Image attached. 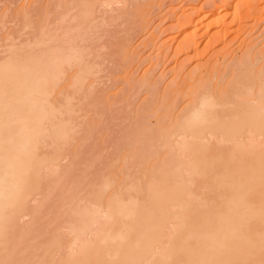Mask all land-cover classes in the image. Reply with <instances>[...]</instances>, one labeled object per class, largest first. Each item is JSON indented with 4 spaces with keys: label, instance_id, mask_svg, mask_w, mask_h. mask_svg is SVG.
I'll list each match as a JSON object with an SVG mask.
<instances>
[{
    "label": "rangeland",
    "instance_id": "obj_1",
    "mask_svg": "<svg viewBox=\"0 0 264 264\" xmlns=\"http://www.w3.org/2000/svg\"><path fill=\"white\" fill-rule=\"evenodd\" d=\"M57 53L62 54L64 59L66 57V61L58 71L50 73L46 82L48 91L43 101L42 95L35 94L41 98L40 109L41 112L44 111L46 119L42 120H45L44 124L41 122V129L45 131L40 132L38 139L33 138V145L36 147L30 154L37 151L35 157L40 156L39 159L42 157L46 161H41L45 162L40 163L41 166L36 165L38 169L35 166V171L31 169L33 172L29 176L39 182L24 201L26 203L23 202L25 206L22 202H16V205L14 203V207L9 205L0 218V226L7 228L0 236V264H60L65 255L76 250L78 243L83 241L82 237L84 240L94 239L93 232V236H90L89 232L80 234L81 232L70 230L84 215V212L80 214L81 211H87L90 215L95 213L96 217L100 214L97 218L102 216L101 219L94 217V227L98 228L104 225L106 218L103 210L110 200L116 199L119 208L146 207L148 200L150 201L149 194L153 191L151 189L157 190L161 185L174 187L179 191L185 190L180 191L182 194L180 193L177 203L174 201L175 205L173 202H170V207L167 204L166 211H171V214L169 212L163 222L165 232H162L163 239L159 242L161 245L158 243V246H154L147 263L143 261L141 264H159L155 260L158 259L157 256L164 260L165 257L162 259L160 256L166 255V249L173 248V245L178 247L181 241L179 246L191 245L197 241V236H205L202 233L205 229L200 228L204 227L203 222V225L193 227L200 228L199 234V231L195 232L193 230L196 229L192 228L198 209L200 212L205 209L206 213H202L207 218L215 214L219 218L222 214L221 205V212H225V207L229 208L241 200V196L251 200V207L255 204L253 209L258 216H251L255 219V228L252 226L254 229L251 230L252 227H249L254 224L250 222L251 217L247 216L248 213L243 215L248 222L243 220L242 225L250 222L247 228L242 226L246 229V239L248 236L249 238L241 239L243 246L233 254L238 263L235 260L230 263L264 264V233H261L264 232V203H259L264 200V170L259 172V168L264 169V164H260L264 160V153L260 154L256 150V146L264 145V130L261 134H254L255 138L253 134L246 133V136H236L233 140H226L220 132L210 134L206 129L194 132L195 135L192 132L186 135L177 131L185 115L198 107L204 96L213 100L209 113L214 123L237 119L243 112L237 106L241 101L245 103L246 109L258 105L263 84H259V90L257 82H262L264 77V0H0V70L7 68L8 65L5 64L11 67L18 63L17 66L24 65L28 69L29 63L40 56H54ZM13 57L18 58L13 60ZM26 57L27 61L24 59ZM20 59H24L26 65ZM248 70L253 71L250 74ZM257 73H262L257 75L261 76L259 80L254 78ZM249 78L253 82L248 81ZM20 81L22 79L17 80L18 84ZM245 81H248L247 84ZM14 84H17L16 81ZM11 85H0V94L7 93L6 90ZM16 86L18 85L11 86L10 90H15ZM25 90L27 91L26 88ZM9 91L8 94L15 92ZM4 95H0V99L6 98ZM12 104L14 105H7L15 110L17 106ZM10 107L7 112L1 107V124L11 112ZM1 113L6 114L5 117L2 118ZM3 123L6 126L0 125L2 130L4 126L6 128L12 125L11 129H16L21 125L19 122H16L19 126L14 122ZM5 128L4 133L14 131ZM13 136L16 134L13 133ZM19 136L17 134L16 137ZM252 140L256 141L255 148L250 147L254 145ZM191 142L195 143V148L191 147L192 144L187 146L188 151L182 148ZM260 147L257 149L264 151V147ZM240 148L251 149L263 159L251 153L243 156L247 150L239 152ZM197 149L207 153L205 155L208 158L204 154L202 158ZM194 152L201 156L192 161L199 156ZM252 155L253 158L250 157ZM258 158L261 160L257 163ZM202 159H208L214 165L212 167L210 164V167L215 168L214 171L209 167V162L206 161L210 169L204 161L200 163ZM217 160L223 166L217 165ZM193 162L200 165L195 164L194 167L197 168L192 169ZM248 163L254 167H248ZM224 164L230 168L237 164L239 166H235L228 176L230 168L224 167ZM201 165H205L204 168ZM256 169L258 172L252 171ZM248 170L252 172L249 173L252 174L250 177L255 176L253 183L258 186L252 184L257 191L254 188L255 190H251L253 192L247 193L253 187L250 183L247 186L245 181H241L243 176L227 183V178L230 180L232 175L240 176L239 173L245 174ZM161 178L165 183H162ZM220 180L227 183V186L222 187L224 184ZM236 180L238 187L234 188L232 185H236ZM155 183L159 186H155ZM249 186L252 188L244 189ZM231 187L232 191L229 190ZM239 187H242L243 195ZM225 188H228V192ZM235 189L237 194L241 193L239 199L235 196L232 198L231 201L237 199L232 204L228 200L233 197ZM225 193L233 195L227 196ZM116 200L114 203H117ZM188 201L191 206L187 207ZM217 203L220 204V209ZM181 208L187 212L183 210L185 213L182 214ZM97 210L99 213L96 214ZM5 213L12 217L8 220ZM187 213L193 215H188L191 218L183 228L182 222ZM77 216L80 217L76 218ZM127 218L122 217L120 221L117 219V223L124 225L115 226L124 228L129 221ZM257 224L260 226L258 230ZM248 229L251 230L248 231L249 234ZM254 230L257 232L249 240L250 233ZM194 233L198 235L193 236ZM77 234L81 238L77 237L75 240ZM169 235L173 238L169 239ZM256 235L261 238H256ZM54 243L58 245H53ZM257 247L261 248L262 251L259 250L262 253Z\"/></svg>",
    "mask_w": 264,
    "mask_h": 264
},
{
    "label": "bare ground",
    "instance_id": "obj_2",
    "mask_svg": "<svg viewBox=\"0 0 264 264\" xmlns=\"http://www.w3.org/2000/svg\"><path fill=\"white\" fill-rule=\"evenodd\" d=\"M233 1H235V0H232V2ZM218 9H220V8H218ZM41 55H43V54H41ZM44 56H46V55H43V57L40 56V58L36 59V60H33V59H35V57L31 56L33 58L32 59L33 61H32V63L31 62L29 63L30 65H29V68L27 67L28 69H26L24 67V65H23V67L22 66H17L19 64L18 63L17 65H13V66L11 65V67H9V64H5V65H8L7 68L3 67L0 70V72H1L0 85L4 86V85L7 84V86H8V83L10 85L12 83L13 84V85H11L12 87H14V85H18V86L15 87V90H13V89L10 90L12 87L9 86L10 87V89H9L10 91L8 89L7 90L5 89L7 91V93H4L5 95L4 94H0L1 96L2 95L6 96V98L2 97L4 99H0L1 100L0 101V110H2L1 109V107H2L3 109H5L3 111L7 112L8 109H9L8 107H10L8 105L9 104L10 105H14L12 103H15V105L17 106V108H16L17 110L15 109L16 111L13 110L10 107L12 110H10L11 112H9L7 115L4 114V113H1V117L2 118L5 117V115H6V118H4L2 120V124H4L3 123L4 121H6L8 123L10 122V124H12L11 122H14V123L19 122V123H21V125L19 124L20 126L18 125V123L15 124V125L19 126V127H17L18 129L17 128L16 129L15 128L11 129L12 125L11 126L8 125L10 127V129L8 128V126L5 128L6 123L4 124L5 126L3 127V130H4V128L5 129H9V130H14V131H11V132L16 134V136H17V134H18V136L20 135L18 138L16 136L14 137L13 133H11L9 130H8L9 131L8 134L4 133L6 131L3 132V130H2V126L3 125L0 123V125H2L1 128H0V218L3 216L2 214L4 213L6 207H8L9 205H13V207H14V203L16 205V202H18L19 204L21 202L23 203L26 200V198L28 197V195L37 188V184H38L39 181L37 182L35 180H32V178L29 175H30V172H33V171H31V169L34 170V168L37 167L36 165H39L40 163H45V162H41V161L44 160V159L42 160V157H41V159H39L40 156L39 157H35L34 154H37V151H36V153L34 151L32 155L30 154V153H32V149L36 147V146L33 145V138L36 137V139H38L37 136H39L41 134L40 133L42 131L41 128H43L42 125H41V122H42V124H44L45 120L44 121H42V120L46 119V117L44 118V114H43L44 111L41 112L42 110L40 109V105H41L40 99L41 98L38 95L36 97L35 94L42 95L43 97H42L41 101H43V98H45V96L47 94V91H48V90L46 91V82L49 80L48 77L50 76V73L53 72V71H56V70L58 71V68L60 67V65H62V63H64V61H66V57L64 59L63 55L62 54L60 55L58 53L56 55H54V56H47V57H44ZM14 58H18V57H13V60H14ZM24 59L26 60L27 57L24 58ZM24 59H22V60L20 59V61L23 62V64H24V61H25ZM15 61L18 62L17 60H15ZM26 61H25V65H26ZM14 62H13V64H14ZM5 63H6V61H5ZM10 63H12V61H10ZM2 65H3V63H2ZM263 68H262V70H263ZM249 69H250V67H249ZM249 71L250 70H248V72ZM252 71H250V74L252 73ZM262 73H257L256 76H254V78L257 77V75L262 74ZM20 75H21V77L19 78ZM248 77H249V75H248ZM260 77L258 76L257 80H259ZM20 79H22V82L20 81L21 83L18 84L17 80L19 81ZM251 79H252V76H251ZM249 80H250V78L248 79V81ZM15 81H16L17 84H14ZM250 81L253 82V80H250ZM241 82H243V81H241ZM247 82H246V84H247ZM255 83L253 85H255ZM260 83L263 84V89L261 90V94H260V96L258 98L259 99L258 105H256L255 107H251L250 109H246L244 107V106H246L245 103H242V101H241V103L238 104L237 106L240 107L243 112H241L240 114L237 113V114L240 115L239 117L237 116L238 117L237 119H233V120H230V121H219V122L214 123L213 122L214 120L213 121L211 120L213 117L210 116V113H209L210 112L209 108H211L210 107L211 104L213 105V100H211V98L208 99V98H206L204 96L205 98L203 97V99H201L198 107H196L195 109L191 110L190 112H188V114L185 115V118L183 119V121L181 123H179V125H178L179 130L177 129V131L181 132L180 134H182V133L185 134L186 133V135H188L190 132H192L193 135H195L194 132H196V131L197 132H201V131L203 132L206 129V130L209 131L210 134H214L215 135V133H217V132L222 133V136L223 137L225 136L227 138L226 140H233V138L236 137V136H241V135H245L246 136V133H250L251 135L253 134L252 136H254V138H255L254 134H256V135L257 134H261L263 132V130H264V77H263V81L262 82H259V83L257 82V84L259 86L258 87L259 90H260V85H261ZM248 85H249V83H248ZM25 88L27 89V91L25 90ZM3 89H4V87H2V91H4ZM0 90H1V88H0ZM8 91L9 92L15 91V92H12L13 94H8ZM25 91H26V93H25ZM27 93L29 95H27ZM7 94H8V98H7ZM2 100H4V101H2ZM44 103H45V101H44ZM16 106H14V107H16ZM41 107H42V105H41ZM237 110H240V109L237 108ZM3 111H0V112H3ZM15 125H13V127H15ZM16 131H17V133H16ZM43 131H45V130H43ZM43 131H42V133H43ZM59 131H62V130H59ZM61 136H62V134H61ZM196 136H197V134H196ZM249 136L250 135L248 134L247 137H249ZM248 141H249V143L251 142L250 140H248ZM252 141L254 142V140H252ZM193 143L192 142L190 144L186 143L185 145H183L182 148L183 149H185V148L187 149V146L188 145L190 146L191 144H192L191 147L195 148V146H193ZM250 144L252 145L253 143H250ZM250 144H248V145H250ZM255 144H256V141L254 142V145L250 146V147L255 148ZM240 145L241 144H239V146ZM37 146H38V144H37ZM198 146H200V144ZM241 146H243V145H241ZM260 146L264 147L263 144L260 145ZM260 146H258V147H260ZM258 147L256 146L257 152H261L260 154H263L264 153V151L262 150L263 148L260 147V148H262V149H260L262 151H260L259 149H257ZM246 148L248 149V146ZM246 148H242L243 151L247 150ZM242 149L240 148L239 152ZM249 150H251V149H249ZM249 150H247V152L245 151L244 153L242 151L241 153H243V156H249L247 154L251 153V154H254V155L256 154V155H258L260 157L259 153H253L252 150H251V152ZM187 151H188V149H187ZM197 151L199 152V149H197ZM196 152H194V153L196 155H199ZM200 152H201V150H200ZM202 152L200 154H202V158H203V154L204 153H202ZM254 152H256V151H254ZM194 153H192L193 156H194ZM192 154H190V155H192ZM205 154H207V153H205ZM200 156L201 155L197 156L192 161L197 160ZM239 156H241V155H239ZM204 157H207V155H205ZM232 157H233V155L231 156V158ZM250 157L253 158L254 156L252 155ZM262 157L264 158L263 155H262ZM262 157H260V158H262ZM243 158L245 159V157H243ZM209 160H211V158ZM209 160L208 159H202V161L200 163H202L203 161H204V163H206V161H207V163L209 162L208 164H209V167H210L211 166L210 164H212V163H210ZM260 160L261 159L258 158V160L256 162L258 163ZM44 161H46V159ZM217 161H218L217 165H221L219 163V160H217ZM261 161H260V164H264L263 163L264 160L262 161V163H261ZM200 163L196 164L195 162H193V164H192L193 167L192 166H190V167H192V169L193 168H197L196 166L194 167V165L196 164L198 166V165H200ZM208 164H207V167H208ZM240 165H241V163H240ZM250 165L251 164L248 163V167ZM258 165L259 164H257V166ZM39 166H41V165H39ZM169 166H172V165L170 164ZM202 166L203 165H201V167ZM204 166L202 168H204ZM221 166H223V163H222ZM225 166H226V164H224V167ZM235 166H234V168H235ZM238 166H239V164H237L236 167H238ZM246 166L247 165H245V169H246ZM251 166L254 167V165H251ZM212 167H214V165ZM212 167H210V168H212ZM208 168L206 169V167H205L206 170H208ZM226 168H230V167L226 166ZM234 168L233 167L230 168L229 171L226 169L228 171V176H229V174H231V172H232L231 170L234 171ZM37 169H38V167H37ZM214 169L212 168L213 171H214ZM251 169L252 168L250 167L249 170H251ZM223 170H224V168H223ZM257 170L258 169L252 170V171L258 172ZM260 170H264V169L259 168V172H260ZM189 171H191V170H189ZM194 171L195 170H193V172ZM198 171H199V169H198ZM248 171H247V173H245L246 175L248 174V176H245L244 173H239V172H241V171H239L238 175H240V174L241 175L240 176L232 175L234 178H232V176L230 177V180L227 178V180H228L227 183H232L230 181H232V180H234L236 178H240V177L242 178V176H243L241 181H245L247 186L249 185L247 183H250V185H252V187H253V189H249V188H252L251 186L245 187L244 189L245 190H247V188L249 189L247 191V193L253 192L251 190H255L256 189L255 187H257L258 185L256 186L253 183V180L255 179V176H253V177L251 176L250 177V175H252V174L249 175V173H252V172H250V171L248 172ZM196 172H197V170H196ZM219 172H221V171H219ZM208 173H210V172L208 171ZM33 174L31 176H34ZM233 174H235V172H233ZM164 175H165V173H164ZM36 176H37V174H36ZM36 176L34 177V179H36L38 177V176L37 177ZM256 176H258V175H256ZM259 176H260V174H259ZM262 176H264V175L262 174ZM163 177H165V176H163ZM244 178H246V179H244ZM260 178L263 179V177H258V179H260ZM223 179H226V178H223ZM248 179L250 180L249 182L247 181ZM258 179L256 178V182L259 181ZM227 180H225V181H227ZM220 181H222V180H220ZM238 181H239V179H238ZM169 182H170V180L168 181V183ZM235 182H236L235 183L236 185H234V184L233 185L231 184V185L234 188H235V186L237 188L238 187V185H237L238 182H237V180ZM240 182H239V184H240ZM263 182H264V179H263ZM158 183H160V185H161V182H158ZM158 183H155L156 185L155 184L154 185L155 186H157V185L159 186ZM162 183H165L164 180L162 181ZM220 183L224 184L223 181L220 182ZM227 183H225L222 187H224L225 185L227 186ZM252 183L255 185V187L253 186ZM243 184L244 183H242L241 186H243ZM167 185H169V184H167ZM229 186H230V184H229ZM178 187H180V186H178ZM260 187H261V184H260ZM239 188L241 189L242 193L239 192L237 194L236 189H235L234 195L230 193L231 195H233V197H231V199H229L228 202L231 201L232 198H234V196H235V198L239 199L240 198V196H239L240 193L243 195L242 187H239ZM227 189L228 188H225V191H227ZM230 189L232 191V187L229 188V190ZM151 190H153V191H151ZM151 190H150L151 194H149L150 197H148V198H150V201L148 200L149 204H148V206L145 205L146 207H143V206L133 207V206H131L132 208H130V206L128 205L129 208L128 207L127 208L126 207L119 208L118 207L119 205L117 206L118 201L116 199H113V201L110 200L109 204H107V206L104 207V210L102 209L105 212L104 217L106 218V220L103 222L104 225L101 223L103 226L98 227V228L94 227V223H95V218H97L100 214L97 215V217H96L95 213L90 215V214L87 213V211L86 212L85 211H81V213H80V211L76 210V212L77 213L79 212L80 214H82L84 212V215L82 217H80V216L76 217V218L80 217L81 219L79 220L78 224L74 223L75 225H73V227H71L70 230H73V232H75V233H80L81 232L80 234L85 233V232H89V235L91 234L90 236L94 235V239L84 240L83 237H82L83 241H80L78 243L77 248H76V250L73 253H70L67 256L65 255V258H62V259L60 258L61 260H63V261L60 262V264H141L143 261H146L147 259H149L148 257L151 255V251H153L152 250L153 247L161 245V243H159V242L161 241V239H163L162 232L163 231L165 232V230H163V222H164V219L169 216L168 213L170 212V214H171V211H169V212L166 211V208H168L167 204L169 203V207H170V204L172 202H173L172 204H174V201H175V203H177L176 201L179 199L180 193L182 192V190H185V189H180V191H181L180 192L179 189H177V188H174V187L167 188L166 186H162L161 185V187H159V189L155 190V188H153ZM249 191H251V192H249ZM256 191H257V189H256ZM263 191H264V189H263ZM223 193L224 192H222V194ZM255 193H257V192H255ZM225 194H227V193H225ZM230 194H227V196L228 195L230 196ZM245 194H246V192L244 191V195ZM263 194H264V192H263ZM147 195H148V193H147ZM237 195L239 197H237ZM181 196H183V195H181ZM223 196H225V195H223ZM98 197H99V195H98ZM184 197H185V195H184ZM241 197H243L244 199L242 198L241 200H239L237 202H235V200H237V199H233V201H231V203L232 204H233V202H235V203L232 206H229V204H228L229 208L225 207L226 210L229 209L228 212H226V210H224L225 212H221V209L223 208V206L221 205V207H222L221 208L220 204L217 203L219 205L218 208L219 209L221 208L220 209V213H222V214L219 215V218H218V215H217L218 219L215 217L216 214L213 217L210 215L209 217H211V218H209V217L207 218L206 214H205V216H203L204 215L203 213H204L205 209L204 210L201 209V212H200V209L196 208V206H197L196 205L195 206V208H196L195 210H197V209L199 210V213L198 214L196 213L197 214L196 222L197 221L199 222L200 219L201 220H200L199 223H196L194 221V223H193L194 225L192 226V228L195 225H197V224H200L199 226L205 224L204 227H202V226L200 227V228H204L205 229V232H202V233L205 234V236H202V234H201V236H197L198 237V238L196 237L197 241H194V243H192L191 245H180L179 246V244L182 241L177 245L178 247H176V245L172 244L174 247L173 248L169 247L170 249H166V252L164 251L166 253V255L160 256L161 258L165 257L164 260H161L159 258V256H157L158 259L156 258L157 260H155V261H158L159 264H160V260L162 261L161 264H166V263L167 264H172V263L173 264L174 263L175 264H229L230 261L235 260L236 257L234 258L233 254L240 249L241 245L243 246V244H242L243 240L244 239L247 240L249 238V236H248L247 239H246V237H245L246 229L242 228V226H246V228H247L248 224H250V222L254 223L255 219H253L254 217L252 218L251 216H253V214H255V212H257V211H254V209H255L254 205L255 204L251 207V205H250L251 204L250 203L251 200L248 201V197H247V199H245L244 196H241ZM98 199H96L95 201L97 202ZM114 200H116L117 203H114ZM253 200H254V198H253ZM111 201H112V203H110ZM258 201H260V200H258ZM128 202H130V201H128ZM222 202H223V200H222ZM24 203H26V202H24ZM231 203H230V205H231ZM252 203H253V201H252ZM255 203H256V200H255ZM259 203H264V200H262V202H259ZM187 204H188V205H186L187 207L191 206V205H189V201H188ZM178 205L181 206L180 204H178ZM24 206H25V204H24ZM24 206H22L21 208H23ZM258 206H259V204H258ZM260 206H261V208H263L262 204ZM120 207H122V206H120ZM253 207H254V209H253ZM189 208H191V207H189ZM259 208L260 207H257V209H259ZM261 208H260V210H261ZM82 209L84 210V208H82ZM214 209H216V208H214ZM79 210H80V208H79ZM183 210L185 211V209H182V211ZM209 210H212V209H209ZM88 211H89V209H88ZM90 211H91V209H90ZM93 211H96V210H92V212ZM98 211L99 210H97L96 214L99 213ZM184 211H183V213L180 211V215H181V213L184 214L185 212H187V211H185V212ZM202 211H203V213H202ZM207 211H208V209H207ZM10 212H12V211H10ZM71 212H73V211H71ZM188 212L190 213L191 210L188 211ZM212 212H213V210H212ZM12 213L14 214L15 212H12ZM205 213H206V211H205ZM207 213L209 214V211ZM217 213L219 214V212H217ZM224 213L227 214V215H225ZM247 213H248L247 216L249 218L251 217L250 219H252V221H250V219H249V221H250L249 223H245L244 225H242L243 220H245V217L243 215H245ZM199 214H201V215L198 216ZM260 214L261 213H259V215ZM6 215H7V219L8 220H9V218L12 217L11 214H10L11 216L8 213ZM188 215H191V214L187 213L186 216H185L186 218L184 217V219H183V222H182V224H184L183 228H184V226L187 225V223L185 224V222H188L189 218H191ZM192 215H193V213H192ZM256 215L258 216V213L255 214V216ZM247 216H246V218H247ZM100 217H102V216H100ZM100 217L97 218V219L98 220L101 219ZM118 217H120V218L128 217L127 219H129V221L127 223V226H125L126 228L125 227L124 228H122V227L119 228V227L115 226L116 224L117 225L119 224V223H117V221L120 219V218L118 219ZM3 220H5V219H3ZM5 221H3V222H5ZM191 221L193 222V220H191ZM124 222H126V221H124ZM192 222H190V224ZM202 222H203V224H201ZM245 222H248L247 219L245 220ZM72 223H73V221H72ZM11 224H12V222H11ZM13 225H15V224H13ZM121 225L123 226L124 224H119V226H121ZM260 225L262 226V224H260ZM96 226H99V225L97 224ZM180 226L181 225H179V227ZM188 226L190 227L189 223H188ZM252 226L255 228V223L253 225H251L249 227V229ZM253 227L251 228V230L254 229ZM118 228L120 230L121 229H125V230L124 231H119ZM200 228L195 227L193 229H196V230H193V231H195V232L199 231L198 232V234H199L200 233V230H199ZM256 228H257L256 230H258L260 228V226L257 224ZM5 229H7V228L5 227ZM5 229H4L3 226L2 227L0 226V236H2L3 231ZM178 229L180 231L182 230L180 228H178ZM249 229L247 230L248 234H249V232H251V230L249 231ZM261 230H260V232H261ZM91 232H93V235H92ZM255 232H257V231H255V230L252 231L253 234L250 233V236L254 235ZM188 233H189V235L191 234L190 232H188ZM261 233L263 234L264 232L262 231ZM80 234H79V236L77 234V236L75 237V240H76L77 237L81 238ZM195 234H197V233H194L193 236ZM258 235H259V231H258ZM258 235H256L255 237L257 238ZM165 237H167V235ZM190 237H191V235H190ZM200 237H203V238L199 239ZM252 237L253 236H251L249 240H252L253 239ZM258 237L261 238L260 236H258ZM172 238L173 237L170 238V235H169V239H172ZM177 238H179L178 235H177ZM241 239H243V240H241ZM57 241H58V239H57ZM183 241L184 242L186 241L185 238L183 239ZM245 243H248V242H245ZM56 244L58 245V243H56ZM56 244L54 243L53 245H56ZM172 245H170V246H172ZM249 246H248V248H254L255 249V247H249ZM259 247H260V245H259ZM259 247H257V249L261 250V248H259ZM242 249H244V248L242 247ZM167 250H168V252H167ZM250 251H252V249H250ZM259 251H258V253H259ZM152 253H154V252H152ZM252 254H253V252H252ZM252 254L250 256H252ZM161 255H162V252H161ZM154 256H156V254H154ZM240 256L241 255L238 256L239 257L238 259H240ZM258 256H259V254H258ZM248 257H249V255H248ZM248 257L246 259H248ZM263 258H264V256H263ZM60 259H59V261H60ZM243 259H245V257H243ZM51 261H53V260H51ZM59 261L57 260V262H59ZM235 261H237V263H238V260H235ZM145 263H147V261ZM52 264H55V263H52ZM239 264H240V262H239Z\"/></svg>",
    "mask_w": 264,
    "mask_h": 264
}]
</instances>
